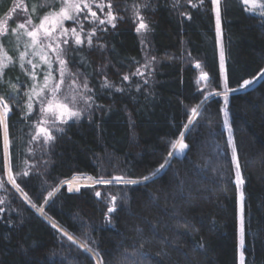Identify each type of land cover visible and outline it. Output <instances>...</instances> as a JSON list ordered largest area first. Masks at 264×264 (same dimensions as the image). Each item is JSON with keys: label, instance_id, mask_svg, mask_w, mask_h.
I'll return each mask as SVG.
<instances>
[{"label": "trees", "instance_id": "1", "mask_svg": "<svg viewBox=\"0 0 264 264\" xmlns=\"http://www.w3.org/2000/svg\"><path fill=\"white\" fill-rule=\"evenodd\" d=\"M117 2L122 19L115 28L98 33L91 48L64 49L67 67L91 88V107L79 119L42 124L55 137L45 143L42 135L32 139L44 120L41 101L34 99L25 115V93L33 87L26 61L37 65V91L48 69L31 55L28 72L20 67L28 38L19 25L28 18L40 22L61 0H0V25L7 28L0 48L12 58L0 76V97L11 108L9 169L18 185L6 174L0 129V264H239L238 189L226 111L244 179V264H264V76L227 94V103L218 95L201 105L224 88L211 0ZM250 9L243 0H221L227 90L264 71V15ZM137 11L150 31H135ZM137 69L144 75H134ZM56 70L53 62L49 86ZM105 78L110 87L102 86ZM42 97L49 98L47 90ZM181 134L188 148L177 153L172 144ZM75 175L150 179L79 191L61 186ZM112 196L116 210L109 213Z\"/></svg>", "mask_w": 264, "mask_h": 264}, {"label": "snow or ice", "instance_id": "2", "mask_svg": "<svg viewBox=\"0 0 264 264\" xmlns=\"http://www.w3.org/2000/svg\"><path fill=\"white\" fill-rule=\"evenodd\" d=\"M211 3L215 6V20H216V27H217V33L221 34V7L220 3L221 0H211ZM203 4V0H201V5ZM243 4L245 6L251 5L250 10H256L259 8L261 10V14L264 15V3H259V0H243ZM109 11L105 14L103 19H100L97 16V13L95 11H92V4L88 2V0H63L61 7L59 8V11L55 12H49L48 14L44 15L40 19V23L38 25H33L31 20L27 21V25L30 26L26 27L25 24H20L19 29H22L24 32V35L28 38V42L25 44V50L19 53V59H20V67L24 69L26 72H28L27 69H25V60L26 57L29 55L33 57H39L40 61L47 66L48 71L44 75V83L42 86L39 87V91H37V85L35 83L36 76H35V69L37 67L36 64L32 62L31 59H27V64L31 65L32 71L28 73L33 81V87L30 92H26L25 95L28 97V102L26 104V116L27 114H30L33 111V103L32 101L40 100L41 101V113L47 112L50 113L51 116L55 120L60 121L61 123H67L68 120H71L73 118L79 119L82 115L83 110L79 108H73L69 107V103L67 102H60L56 100L57 94L61 91V86L64 84L65 76L72 77L69 89L74 90L77 87H82L86 92H91V89L88 88V84L85 81L82 85L78 86L75 74L71 73L67 70V61L62 58V54L64 52V49L69 45V40L71 39L73 44L75 46L83 45L85 42L87 45L91 48L92 47V41L93 37L96 35V28H92L91 31L86 33L85 36L82 37V33L84 31L83 29V21L81 20V16L84 17L85 20H93L97 21L99 25L103 26L105 24L110 25L112 28L116 27V21L118 19H122V17H118L116 14L113 13L111 10V3L108 5ZM193 7H196L195 4L192 5ZM101 10L103 9L104 5H99ZM144 7H148V5H144ZM35 11V9H33ZM135 18L138 21L136 24L135 31L137 33H146L150 31L149 26L147 23H145L144 18L139 15V12L137 11L135 13ZM65 21H72L76 24V27L67 28L65 27ZM77 28H80V31H77ZM103 31H106V28L102 29ZM15 31V30H13ZM7 32V28L5 25H0V35ZM143 43V41H142ZM101 48H103V45H100ZM39 49V51H37ZM31 50V51H29ZM48 52H51L53 54L52 57L48 56ZM151 60H155V57H152ZM12 62V58L7 56L6 53L3 52V49L0 48V76L3 75L5 68L8 67V64ZM53 62L58 63L57 73L59 76V80L56 83H53L50 85L52 77V65ZM151 61H148L147 64L143 65V68H147L148 64H150ZM220 63L221 67L224 65V50L223 46H221L220 50ZM134 75H140L143 76L144 72L141 71V69H137L136 73ZM207 73H202L203 78H207ZM123 80L127 81L129 80V77L125 75L123 77ZM251 80H245L243 81L242 86H246L251 84ZM103 87H110V82L105 78L103 82ZM45 90H47V93H49L52 97V99H47L46 97H42V94L45 93ZM13 91H16L15 85H13ZM117 91H122V89H117ZM230 91H235L234 89ZM220 93H216V95H219ZM79 97V100L83 102V104L86 107H91L92 102V96L91 95H85V92H73V94L64 96L65 101H69L73 104L77 102V99ZM224 100L225 103H227L228 96L225 93L224 94ZM46 101V108L43 106L44 102ZM11 111V108L7 102L6 99L3 97H0V129H2V135H3V149L5 154L8 153L9 147H10V139H9V131H8V115ZM193 113L196 112V108H193L191 110ZM227 115V114H226ZM46 123V121L41 120L40 123L36 125V134L32 137L33 140L38 139L41 135L44 138L45 143L52 141L55 139V137L51 134V128L49 127H42L41 125ZM191 123V121H189ZM185 128L188 127V125H184ZM231 131V129H229ZM56 131L62 132V128H57ZM230 142H232L230 137ZM173 149H177L178 153H183L185 149L188 148V145L183 142V134H181V138L176 141V143L172 144ZM29 151H32L31 148L28 149ZM169 157H172L173 153L169 152ZM232 159L235 162L236 167V180L235 182L239 184H243V179L240 172V164L239 160L236 154L235 145L233 142V155ZM169 163V161L166 159L164 164L160 165V169H164L165 166ZM160 169L157 170L156 173H153L152 175L155 176L160 171ZM28 173L25 171L23 175H27ZM91 179V178H89ZM150 179V177L145 176L143 177L142 181L138 180H125L122 176H116L113 178V180L117 183H124V184H138L142 182H147ZM8 180L10 183L15 185V178L12 175L11 170L9 169L8 172ZM113 180H104L103 178L95 181V183L100 184H111L113 183ZM69 185V191L73 190V183L71 181L67 182ZM0 186H2V182H0ZM18 187V185H16ZM76 191H79V187H76ZM49 197L53 195V193L48 194ZM95 195L99 197L101 194L100 192H96ZM27 199V196H25ZM115 201L116 197H111V202H113V207H110L108 209V212H114L115 209ZM240 246L243 248L244 245V231H245V225H244V193H240ZM0 203H3V199L0 198ZM3 209H0V212H2ZM42 211V209H41ZM64 236L67 237L69 241H72L74 243H79L78 241L73 240V237L71 235H68L67 232L64 233ZM80 248L84 249L85 251L91 253L92 249L89 247L87 243H79ZM240 264H244V258H243V252L240 254Z\"/></svg>", "mask_w": 264, "mask_h": 264}, {"label": "rangeland", "instance_id": "3", "mask_svg": "<svg viewBox=\"0 0 264 264\" xmlns=\"http://www.w3.org/2000/svg\"><path fill=\"white\" fill-rule=\"evenodd\" d=\"M117 1L118 0H116V2L113 3V2H111V0H88V2L92 4V11H95L97 13V16L100 19H103L104 16H105V14L109 11V8L107 6L109 3H111V6H112L111 7V10L113 11V13L116 14L118 17L120 16L119 13H118V10H117V6H116L117 3H118ZM62 2H63V0H61V5H62ZM259 3H264V0H259ZM61 5H60V7H61ZM99 5H104V7H103L102 10L99 7ZM220 7H221V3H220ZM249 7L251 8V5H249ZM59 8L57 10H54L53 12L59 11ZM213 9H214V13H215V6L214 5H213ZM257 9L259 10V8H257ZM28 20H31V22H32L33 25H38L40 23V22L34 23L33 20L30 19V18L25 19L24 24L26 25V27H29V30H30V26L27 25V21ZM81 20L83 21V29H84V31L82 33V37L85 36L86 33H88L89 31H91L92 28H96V35H97L101 31H103L102 30L103 28H109V27H111L110 25H107V24H105L103 26L99 25L98 20L97 21L85 20L83 16H81ZM117 21H116V23H117ZM65 27H67V28L76 27V24L74 22H72V21H65ZM77 31H80V28H77ZM220 32H221V34H218L217 33V27H216L219 62H220V50H221V46H223L222 29H220ZM94 37H93V39H94ZM0 38H1V35H0ZM69 45H74L71 39L69 40ZM81 46H88V45L85 42ZM223 50H224V48H223ZM37 51H39V49H37ZM64 53L65 52H63V54H62V58L65 60ZM48 54L51 55V57L53 56V54L51 52H48ZM66 67H67V65H66ZM57 68H58V63H57ZM220 69H221V75H222V81H223L224 88H223L222 91H214L213 92V95H216V93H220V94L224 95L226 92H228V90L225 87V84H226L225 54H224V65H223V67H221V63H220ZM67 70L70 71L71 73L75 74V79H76V82H77V85L78 86L82 85L86 81V79H84V77H82L78 73L72 72L68 67H67ZM71 79H72V77H69L67 75L65 76L64 84L61 86V91L57 94L56 100H58L60 102H67V103H69V107L83 109L85 107V105L83 104L82 101L79 100V97L77 99V102H75V104H73V103H71L69 101H65L63 99L64 96L71 95V94H73V92H77V93L78 92H85V95H90V93H91V92H86L82 87H77L74 90H70L69 89V84H70ZM58 80H59V76H57L55 83ZM53 83L54 82H52V84ZM87 84H88V82H87ZM88 88L91 89L90 86H89V84H88ZM47 99H52V97H51L50 94H49V98H47ZM43 106L46 108V106H47L46 101L44 102V105ZM40 109H41V104H40V107H39V113H40V115L43 116V118H44L43 121H46V122L47 121L49 122L50 120L54 121V118L51 116L50 113H47V112L41 113V110ZM196 113H197V110L194 113V116H195ZM68 121H70V120H68ZM54 122L55 123H57V122L61 123L58 120H55ZM224 122H225V129H226V132H227L228 143H229V146H230V151H231V156H232L233 155V142H234V137H233V132H232V128H231V125H230V119H229V115H228V112L227 111L224 113ZM229 129H231V131ZM230 137H231L232 142H230ZM234 145H235V143H234ZM174 150H175V152L178 153L177 149H174ZM4 162H5V169H6V172H7L8 168H9V158H8V153L5 154V152H4ZM233 163H234V166H235V162L234 161H233ZM241 176H242V174H241ZM242 179H243V176H242ZM235 180H236V167H235ZM95 181H97V180H94V183L92 182V184H95ZM85 185H91V184H82V185L79 186V188L81 186H85ZM67 186L69 188V185L68 184H67ZM237 189H238V258H239V264H240V254H241V252H243V248H241V246H240V238H241L240 237V215H241V211H240V206H241L240 193L241 192L244 193V179H243V184H239V185L237 184ZM244 199H245V195H244ZM243 215H244V213H243ZM243 258H244V253H243Z\"/></svg>", "mask_w": 264, "mask_h": 264}, {"label": "water", "instance_id": "4", "mask_svg": "<svg viewBox=\"0 0 264 264\" xmlns=\"http://www.w3.org/2000/svg\"><path fill=\"white\" fill-rule=\"evenodd\" d=\"M264 76V71L255 79V80H253L252 81V83L251 84H249V85H246V86H244V87H242V88H238V89H234L235 91H230V90H228V92H226V94H230V93H234V92H238V91H242V90H244V89H247L248 87H250V86H252L254 83H256L261 77H263ZM220 95H222V94H220ZM216 96H218V95H213V94H207L206 96H205V99H204V101L201 103V105H203V103H205L206 101H208L209 99H211L212 97H216ZM200 105V106H201ZM200 106H199V108H200ZM198 108V109H199ZM190 125V124H189ZM189 125H188V127H189ZM175 151V150H174ZM174 151H173V153H174ZM8 172H9V168H8V170H7V172H6V174H7V177H8ZM82 176H89V175H82ZM95 180V179H94ZM68 180L67 181H65V182H63L62 184H61V186L62 185H67L68 183ZM12 184V183H11ZM13 185V184H12ZM14 187H16L15 185H13Z\"/></svg>", "mask_w": 264, "mask_h": 264}, {"label": "bare ground", "instance_id": "5", "mask_svg": "<svg viewBox=\"0 0 264 264\" xmlns=\"http://www.w3.org/2000/svg\"><path fill=\"white\" fill-rule=\"evenodd\" d=\"M69 181L73 183L72 191H76V187H79L82 184H92V182L94 183V178L92 176L75 175L71 179H69L68 182ZM38 211L42 213L41 209H39Z\"/></svg>", "mask_w": 264, "mask_h": 264}]
</instances>
